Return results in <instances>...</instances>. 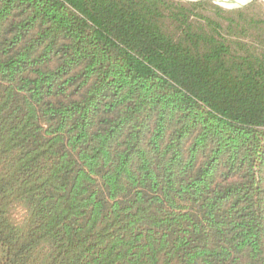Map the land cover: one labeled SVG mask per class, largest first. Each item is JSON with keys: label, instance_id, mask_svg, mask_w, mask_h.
Listing matches in <instances>:
<instances>
[{"label": "trees", "instance_id": "obj_1", "mask_svg": "<svg viewBox=\"0 0 264 264\" xmlns=\"http://www.w3.org/2000/svg\"><path fill=\"white\" fill-rule=\"evenodd\" d=\"M0 264H264V2L0 0Z\"/></svg>", "mask_w": 264, "mask_h": 264}, {"label": "rangeland", "instance_id": "obj_2", "mask_svg": "<svg viewBox=\"0 0 264 264\" xmlns=\"http://www.w3.org/2000/svg\"><path fill=\"white\" fill-rule=\"evenodd\" d=\"M187 1H196V0H187ZM216 4H218L221 7L231 9V8H237L242 7L245 5H248L253 0H212ZM261 2H264V0H260Z\"/></svg>", "mask_w": 264, "mask_h": 264}]
</instances>
